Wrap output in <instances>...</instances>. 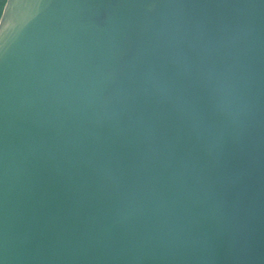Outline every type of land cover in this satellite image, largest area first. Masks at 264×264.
<instances>
[{
    "label": "water",
    "instance_id": "water-1",
    "mask_svg": "<svg viewBox=\"0 0 264 264\" xmlns=\"http://www.w3.org/2000/svg\"><path fill=\"white\" fill-rule=\"evenodd\" d=\"M3 264H264V0H7Z\"/></svg>",
    "mask_w": 264,
    "mask_h": 264
},
{
    "label": "snow or ice",
    "instance_id": "snow-or-ice-1",
    "mask_svg": "<svg viewBox=\"0 0 264 264\" xmlns=\"http://www.w3.org/2000/svg\"><path fill=\"white\" fill-rule=\"evenodd\" d=\"M98 2H103V0H98ZM2 69H3V59L0 56V81H2ZM0 103H2V91H0ZM3 145H4V134L3 130L0 129V211L3 210V203L6 201V191L4 189V172H3ZM7 251V234L6 228L3 226L2 221H0V255ZM0 264H3L0 261Z\"/></svg>",
    "mask_w": 264,
    "mask_h": 264
},
{
    "label": "trees",
    "instance_id": "trees-1",
    "mask_svg": "<svg viewBox=\"0 0 264 264\" xmlns=\"http://www.w3.org/2000/svg\"><path fill=\"white\" fill-rule=\"evenodd\" d=\"M7 0H0V20L4 11V7L6 5Z\"/></svg>",
    "mask_w": 264,
    "mask_h": 264
}]
</instances>
